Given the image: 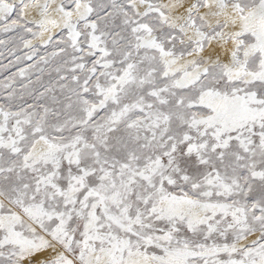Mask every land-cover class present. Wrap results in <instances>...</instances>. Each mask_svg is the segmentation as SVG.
Segmentation results:
<instances>
[{
	"label": "snow or ice",
	"instance_id": "obj_1",
	"mask_svg": "<svg viewBox=\"0 0 264 264\" xmlns=\"http://www.w3.org/2000/svg\"><path fill=\"white\" fill-rule=\"evenodd\" d=\"M0 264H264V0H0Z\"/></svg>",
	"mask_w": 264,
	"mask_h": 264
},
{
	"label": "rangeland",
	"instance_id": "obj_2",
	"mask_svg": "<svg viewBox=\"0 0 264 264\" xmlns=\"http://www.w3.org/2000/svg\"><path fill=\"white\" fill-rule=\"evenodd\" d=\"M4 62L6 63L7 61L5 60Z\"/></svg>",
	"mask_w": 264,
	"mask_h": 264
}]
</instances>
